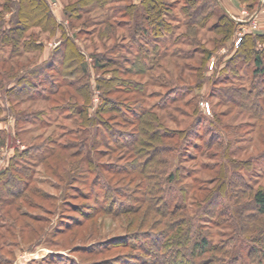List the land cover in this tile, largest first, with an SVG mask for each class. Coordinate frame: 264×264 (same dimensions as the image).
Listing matches in <instances>:
<instances>
[{
    "label": "rangeland",
    "instance_id": "1",
    "mask_svg": "<svg viewBox=\"0 0 264 264\" xmlns=\"http://www.w3.org/2000/svg\"><path fill=\"white\" fill-rule=\"evenodd\" d=\"M46 1L54 32L36 29L40 49L20 48L13 60L21 71L42 70L37 87L24 92L32 99L16 103L0 88V264H150V251L169 250L153 245L164 224L180 218L217 248L203 260L243 264L229 257L246 248L248 235L231 218L218 223L202 211L211 195L221 199L217 211L236 208L228 199L237 182L243 203L264 186V115L256 113H264V84L252 74V57H236L242 38L264 34V0H217L237 23L231 28L213 0H160L159 16L145 0H104L81 11H72L79 0ZM138 13L161 20L159 33L148 19L144 32L135 31ZM11 14H2L5 22ZM66 38L86 67L74 73L53 64L57 74L49 63ZM9 54L0 45V59ZM86 86L87 115L79 114ZM142 112L151 135L177 134L175 142L161 137L164 152L157 142L129 151ZM18 113L27 122H17ZM25 167L29 179H7ZM165 204L168 216L160 217L155 210L165 212Z\"/></svg>",
    "mask_w": 264,
    "mask_h": 264
},
{
    "label": "trees",
    "instance_id": "2",
    "mask_svg": "<svg viewBox=\"0 0 264 264\" xmlns=\"http://www.w3.org/2000/svg\"><path fill=\"white\" fill-rule=\"evenodd\" d=\"M99 1L104 0H79L77 2L78 4L72 7V11H81L83 7ZM146 1L147 0H145L143 3L144 6L149 10L156 11L158 13L157 16H159L161 13V1ZM213 2L223 12V17L227 21L226 24L229 25L230 28L233 27V25L237 24L231 18H229L226 13H224L226 11L223 10L217 0H213ZM10 10H12V14L9 20L5 22L2 14L4 12L7 13ZM137 15L139 20L134 21L133 23L135 31H139V29H141L140 31L144 32L146 30L144 22L147 19L150 21L151 16L146 15V17H144L143 14L139 13ZM5 24H7V27H5ZM149 25L150 27H152V31L154 33H159L162 28V22L161 20L156 19V16L153 17V20L149 22ZM56 26L57 22L52 15L50 6L46 0H5L1 4L0 45L2 47H10V54L5 59H0V88L4 87L7 95L15 96L16 103L25 99H32L33 94H26L24 92L37 87L35 80L36 77L41 75L42 72L40 68H25L22 71L19 70L18 68L20 65L13 62L14 58L19 55L17 54L19 53L18 50L22 48L24 52L29 53L37 51L38 49H40V47L39 43L37 44V40L34 39V36L36 35L35 30L37 29L41 32L53 33ZM229 33H231V30H229ZM257 42H260L262 45H264V34H258L254 37L252 35H248L242 38L236 51V57H252L254 64L252 74L254 77H257V79H262L261 83L264 84V48L255 49ZM60 47L63 48L58 49L55 52L54 56H52L51 58V62L49 63L51 71L57 74H61V71H55L56 69L52 68L53 64H58L63 70H72L74 71V73L75 71H77V69L79 70L81 67H86L85 63L81 64L79 62V59L82 57L81 55H79V53L76 52L78 48L73 43V41H71L69 38H66L62 42V44H60ZM86 88L88 93L86 109L79 111V114L84 113L85 115H87L88 113V103L89 101H91L90 89L87 86ZM58 91H60V86L58 87V89L56 88L55 90H52L49 93L50 95L45 96V101H49V97L56 95ZM82 91V89H79L80 93H82ZM260 91L262 94L264 92V89L261 88ZM83 97L85 99V96ZM257 104H259V102ZM54 109L58 110L60 108L56 106ZM261 111L262 108L259 109L258 112H256L259 119L261 118V115H264V113H261ZM17 116V122H27L26 118L20 115V113H18ZM149 121L150 115L148 112H142L137 118V125L135 126V130L133 131V137H131V142L127 145L129 151L134 153L135 155L141 154L144 146H148L149 143L152 142H157V149L159 150V152H164V148L160 146L162 143V138L170 139V141L173 142L176 141L177 134H174L175 132H173V130L172 132L166 131L162 135H151L149 133ZM180 134L178 135L179 138L185 140L184 136L186 134H184V136L183 132H181ZM1 140L2 133H0V141ZM168 151H172V148ZM25 155H27V152H22L21 157H24ZM88 161L86 162L90 164L91 162ZM88 166L86 165V167ZM13 169L14 167L10 166L6 171ZM26 171H28L27 167H25L23 170L17 169L13 171L16 176L14 177L12 173L8 175L7 179L11 181L10 178H13L14 182H23L24 180L29 179V174ZM178 171L179 168H176L174 172H170L168 174V178L171 181L177 179ZM0 175L4 176L5 171ZM234 187L235 189H233V191L235 192V194L232 195L228 200L233 199L234 203L232 205L236 208L231 210L230 205L227 202V207L217 211L216 206L221 202V199L219 198V195H214L213 197L211 195L209 198L207 197L204 200V210L202 211L204 216L202 217L215 222H218L220 219H224L225 217H227V219L231 218L235 221V223H237V226H233L234 230L240 233V235H248L243 236L241 239L242 243H248H245L246 248H241L240 250L238 249L236 251L237 254L234 253L233 255H231L229 257V263H237L240 259H242L243 264H249L250 262L252 264L253 262L254 264H264V186L258 187L252 193L250 198L251 200L248 203H243L238 199L242 198L245 195L244 190L246 189H244L243 183L237 182ZM218 193H221V191H218ZM225 197H228V195ZM181 199L183 198L181 197ZM182 207L183 206L180 205L176 209H182ZM164 209L165 212L160 211V209L155 210V212L160 217H166L168 216L167 209L170 210V208L165 204ZM222 221L223 220H221V222ZM249 234L251 236H249ZM161 235L162 236L158 240H154V247L157 250L159 249V251L163 248H169V250L165 253V257L156 251H150L148 254L152 259L150 264H210L216 261L213 258H206L203 260L204 254L214 252L217 250V248L212 245L211 240H209V238L205 235V233H203L201 229H199L198 226L195 227L194 225L192 226L190 224L189 219L180 218L169 223L167 222L166 224H164V230ZM223 253L227 256L230 255V252L224 251ZM242 254L243 256L240 257Z\"/></svg>",
    "mask_w": 264,
    "mask_h": 264
},
{
    "label": "built area",
    "instance_id": "3",
    "mask_svg": "<svg viewBox=\"0 0 264 264\" xmlns=\"http://www.w3.org/2000/svg\"><path fill=\"white\" fill-rule=\"evenodd\" d=\"M239 42V41H238Z\"/></svg>",
    "mask_w": 264,
    "mask_h": 264
},
{
    "label": "water",
    "instance_id": "4",
    "mask_svg": "<svg viewBox=\"0 0 264 264\" xmlns=\"http://www.w3.org/2000/svg\"><path fill=\"white\" fill-rule=\"evenodd\" d=\"M226 11V10H225Z\"/></svg>",
    "mask_w": 264,
    "mask_h": 264
}]
</instances>
